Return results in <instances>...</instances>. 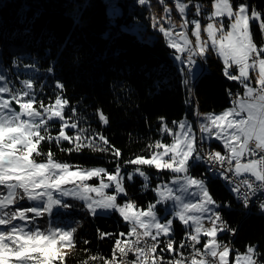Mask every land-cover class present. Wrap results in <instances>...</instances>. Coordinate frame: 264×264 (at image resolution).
Returning a JSON list of instances; mask_svg holds the SVG:
<instances>
[{
    "label": "snow or ice",
    "instance_id": "snow-or-ice-1",
    "mask_svg": "<svg viewBox=\"0 0 264 264\" xmlns=\"http://www.w3.org/2000/svg\"><path fill=\"white\" fill-rule=\"evenodd\" d=\"M138 2L140 5L150 6V0ZM157 3L163 6L168 26L165 27L163 18L157 17L152 18L153 26L158 25V31L167 38L169 46L180 54L174 53L175 58L181 64L186 63L190 69L196 63L195 57L207 59L214 52L223 60L224 75L229 80L238 81L244 90L242 97L239 92L230 91L233 106L221 114H206L205 122L199 124V131L209 137L215 135L217 140L223 142L228 154L220 151H209L205 154L202 147L204 136L199 137L198 143L190 123L184 120L174 121L173 124L178 123L181 131L173 133L172 143L162 144L156 141L154 146H150L163 148L162 152L154 151L150 158L137 155L124 163L171 170L175 174L172 183L179 185V190L188 193L195 202H184V198L176 195L172 187L162 184L156 189L159 199L155 204L150 203L147 211H133L137 207L134 202L118 203V197L121 194L126 195L119 161L112 172H107L103 167L77 168L71 171L73 166L67 162H57L51 150L43 152L42 142L53 141L74 143L73 148L65 150L68 152H80L84 147L104 152L110 150L97 149L91 141L88 144L81 143L83 134L90 129L81 128L77 123L71 122V116L65 117L64 110L69 101L62 94H56L54 102L50 100L46 105L33 94L32 79L23 80V87L17 89L11 86L4 74H0V226H4L0 228V264H64L69 255L65 249L74 246L77 229H66L52 221H48L47 227L36 223L37 218L46 214L52 215L57 208L67 209L73 206L61 197H73L83 201L87 211L94 215L118 212L124 221L131 224L128 235L136 237L135 240L123 242L117 239L113 257L110 259L91 255L87 260L81 261V264H95L98 260L100 264H186L183 256L165 260L161 254L172 251L176 243L172 235L173 220L158 215L156 211V205L167 200L176 203L177 210H174V214L185 226H194V233L189 231L187 234L191 244L185 241L180 243L181 248H192L188 264H229L230 253L233 254L234 264H264L259 259L264 254L259 253L256 246H246L245 252L240 254L230 243L218 240L219 233L235 230L230 229L223 221L217 201L210 193L205 179L190 174L194 164L203 161L213 166L214 171L223 176L231 186L228 173L232 172L234 161L236 176L250 173L254 177L252 180L243 179L231 186L235 197L247 206L250 198L257 193L264 194V44L257 45L251 31V24L258 21L264 36V13L257 12L246 2L238 3L234 7L231 0H214V10L208 16L213 22L207 23L205 27L199 18L185 19L181 27H186L189 23L194 25L191 34L195 41L189 40L185 33L181 36L183 43L180 44L173 38L177 24L172 21L171 13L176 11L177 15L186 17L194 6V15L199 17L204 9L199 4H194L193 0L188 3L173 0L172 7L168 6L167 0H157ZM224 17L228 18V30H225ZM202 32H206L207 39H202ZM256 69L258 72L255 77L250 76V70ZM237 70L238 74H235ZM48 71L51 72L52 69ZM185 72L187 74V69ZM253 80L256 86H253ZM184 84L187 86L189 80L185 79ZM57 86L61 90L64 87L62 83ZM15 105L19 106L18 109ZM244 113L246 116H242ZM54 119L62 122L55 136L51 134ZM99 120L105 125L108 124V119L102 112ZM66 128L75 129L76 135H67ZM163 130L166 134L172 133V129L167 126ZM97 135L100 141L108 144L103 134ZM111 151L115 157L121 156L120 149L112 148ZM245 154L259 155V158L242 163L241 157ZM37 157H42V160L38 161ZM224 165H228V168L225 169ZM136 173L144 178L145 186L150 183L147 173L140 167L129 172L127 178L131 180ZM104 175L108 182L103 179ZM92 178H99V184L87 183ZM70 184L73 187H65ZM113 184L112 194L105 192ZM92 193L95 196L90 195ZM24 198L36 202L35 206L23 207L20 199ZM259 208L264 211V202L259 204ZM205 221L210 226H206ZM137 226L143 231L138 232ZM201 234L207 238L203 249L196 247ZM111 235L100 233L101 239ZM160 237L165 239L161 241ZM158 247L161 249L160 253H157ZM129 252L135 253V260L126 259ZM201 254L204 258L198 260L196 257Z\"/></svg>",
    "mask_w": 264,
    "mask_h": 264
},
{
    "label": "trees",
    "instance_id": "trees-1",
    "mask_svg": "<svg viewBox=\"0 0 264 264\" xmlns=\"http://www.w3.org/2000/svg\"><path fill=\"white\" fill-rule=\"evenodd\" d=\"M199 1L205 11L210 10L212 0ZM240 2L264 13V0H232L234 7ZM117 4L119 12L111 16L105 0H0V74L17 89L23 87V80L32 79L33 94L46 105L54 102L56 94H62L69 101L65 117L71 116L82 128L90 129L81 143L91 141L97 149H110L104 152L84 147L80 152H68L65 150L73 148L74 143L42 142L43 152L51 150L57 162L103 166L112 172L119 161L121 171H126L129 164L125 161L149 155L154 148L150 146L159 139L171 140L161 135L163 123L172 127L174 121L188 118L195 127L198 111L221 110L231 104L230 91L242 93V87L224 75L223 62L214 52L203 59V69L191 88L185 86L187 74L174 60L167 38L150 28L152 18L162 15L163 6L157 0H150V6L135 0ZM172 19L179 21L177 17ZM134 22L144 27L143 37L123 28ZM258 24L252 23L251 31L254 42L262 45L264 36ZM145 32H153L150 39L145 38ZM58 83L63 84L62 90ZM101 112L108 119L107 125L99 120ZM60 128L61 122L54 119L51 134L57 135ZM75 132L66 130L69 136H75ZM97 134H103L108 144ZM112 148L120 149L121 156L115 157ZM36 159L41 161L42 157ZM145 169L151 175L155 173L152 166ZM190 173L205 179L223 220L235 230L232 237H220L230 239L237 251L254 245L264 254V212L245 211L226 183L218 176L207 175L201 163H195ZM156 180L145 186L139 176L132 180L125 176V197L145 208L155 200L152 184ZM63 200L73 206L57 208L52 215L37 218L36 223L47 227L52 221L66 229H77L64 264H81L91 255L108 258L116 239L128 232V223L117 213L94 215L80 202ZM20 204L33 206L26 198L20 199ZM173 224L174 236H182L185 230L181 223L174 219ZM100 233L112 235L101 239ZM259 259L264 260V255Z\"/></svg>",
    "mask_w": 264,
    "mask_h": 264
},
{
    "label": "rangeland",
    "instance_id": "rangeland-1",
    "mask_svg": "<svg viewBox=\"0 0 264 264\" xmlns=\"http://www.w3.org/2000/svg\"><path fill=\"white\" fill-rule=\"evenodd\" d=\"M135 1L138 2V0H135ZM183 2L188 3L189 0H183ZM213 2H214V0H212V4H213ZM231 2H232V0H231ZM138 3H139V2H138ZM193 3H194V4H199V5L201 6V8H203L202 3H201L199 0H193ZM240 3H241V2H240ZM167 4H168L169 7H172V5H173V4H171L170 2H168V1H167ZM119 8H120V7H119V5H118L117 3H115L114 5H110V4H109V6H108V8H107L108 14L111 15V16L116 15V14L119 12ZM213 10H214V9L212 8V5H211L210 10H207V11L204 10V11L199 15V17H197V16L194 15V13L196 12V8L193 6V7L190 8L189 13H188V15H187L186 17H181V16H180V19H181L180 22H181V24H183V22H184L185 19H187V20H192V19L199 18V19L201 20V24H202V26H205V27H206V24H207V23H209V22H213V21H210V20L208 19V16H210V14H211V12H212ZM173 12H175V13L177 14L176 11H173ZM173 12H172V13H173ZM172 13H171V15H172ZM159 18H163V23H164L165 27H167V26H168V18L164 15V12L162 13V15H161ZM171 19H172V17H171ZM223 19H224V23H225V25H226L225 30H228V29H227L228 18H227V17H224ZM172 21L174 22L173 19H172ZM123 28L126 29V30H129V31H131V32H134L135 34H137L138 37H143V29H144V27H143V26H139L137 22H134V23H132V24L129 25V26L123 25ZM150 28H151V30H154V29H155V30L158 31V25H157V27H154V26H153V20H152V22H151V26H150ZM193 28H194V25H192L191 23L187 24L185 33L188 35V39L194 42V41H195V37L191 34V30H192ZM185 33H183V34H185ZM152 34H153V32H152V33L145 32V38H146V39H150V37L152 36ZM183 34H182V35H183ZM182 35H181V36H182ZM181 36H179V37H175V36H173V38L175 39V41H176L177 43L182 44V43H183V40L181 39ZM202 39H207V34H206V32H202ZM166 43H167V46H168L169 48H171V47L169 46L168 42H167V39H166ZM209 43H210V41H209ZM171 49H173V48H171ZM174 53H176V50H175V49H173V52H172V56H173L174 60L179 64L180 67L184 68V70L187 69V74L190 75V80H189V84L187 85V87H188V88H191L192 83L195 81V79L198 77L199 73H200V72L202 71V69H203V63H202V61H201V58H200V57H195L196 63H195L190 69H189V68H188V65H187L186 63H185V64H181V62L175 58ZM176 55H180V54H179V53H176ZM220 59H221V61L223 62L222 58H220ZM257 72H258V69H256V70H250V76L255 77V75L257 74ZM185 73H186V72H185ZM235 74H238V70H237V72H236ZM185 79H188V75L186 76ZM236 82L239 84L238 81H236ZM239 85H240V84H239ZM240 86H241V85H240ZM253 86H256V85L254 84V80H253ZM241 87H242V86H241ZM257 87H258V86H257ZM243 91H244V90H243V88H242V93H240V94H241V97H242ZM237 92H238V91H237ZM232 106H233V99L231 100V104H230L229 106H227V107H225V108H223V109H221V110H218V111H214V110H202V111H198V112H197L198 114L196 115V120H195V125H196L195 127L193 126V121L189 120L188 118H183V119H181V120H184V121H186V122H188V123H190V124L192 125L193 134H194L196 137H198L199 135H200V136L203 135V136H204V142H205L206 144H208V145L211 144V145L215 146V148H216L215 151H220V152L222 153L221 149L227 150V149H225V148L223 147V142L220 141V140H217L216 137H215V135H212L211 137H209L207 134H202V133L199 131V124L202 123V122H205L204 117H205L206 114H209V113H211V114H221L224 110H226V109H228V108H230V107H232ZM242 116H246V113L242 114ZM181 120H180V121H181ZM60 122H61V121H60ZM71 122H75V121H71ZM178 122H179V121H178ZM75 123L78 124V122H75ZM61 124H62V122H61ZM78 126L81 127L79 124H78ZM165 126L169 127L166 123H163L162 126H161V129H160V131H161V135H162V136H164V135H168V136L171 137V140H170V141H164V140H162V139H159L158 141H160L162 144H171V143H172V135H173V133H178V132H180L181 130L179 129V126H178V123H177V124H175L174 126L169 127V128L172 129V133H167V134H166V133L164 132V130H163ZM81 128H82V127H81ZM67 129H70V128H66L65 131H66ZM75 133H76V132H75ZM215 143L218 144L219 146H217ZM154 145H155V144H154ZM154 151H155V152H162V151H163V148H153V151H152L149 155H147V156H145V157H146V158H150L151 154H152ZM133 159H134V158H133ZM247 161H248V160H246V161H244V162L241 161V162H242V163H246ZM233 163H234V164H233V168H232V169H233V172H234V169H235V162L233 161ZM146 166H148V165L137 166V165L129 164V165L127 166L126 171H121V175H123V176H124V179H125V176L127 177V174H128L129 172H133L135 168L140 167L142 171H144V172L147 173L150 182H152V181H154L155 179H157V180L155 181V185L152 184V189H153V192H154V194H155V200H154L153 202H151L152 204H155L156 201L159 199V195H158L156 189H157L158 186H160V185H162V184H166V185H168L169 187H172V188L174 189V193H175L176 195H181V196L184 198V202H193V203L195 202V200H191V199H190L188 193H183V192H181V191L179 190V185H174V184L172 183V181L175 179V174H173L171 170H169V169H157L155 166H152V167L155 169V173H153V175H151L150 172L147 171V169H145ZM90 167H103V166H90ZM90 167L73 166V167L70 168V170H71V171H75L77 168H90ZM103 168H104V167H103ZM164 172H167V174H165ZM190 174H191V173H190ZM246 174H250V173H241L239 176L246 175ZM180 175H183V174H180ZM191 175H192V174H191ZM134 176H139V174L136 173V174H134ZM134 176H133V177H134ZM192 176L204 179L202 176H196V175H192ZM139 177H140L141 179H143V181L145 182V180H144L143 177H141V176H139ZM95 179H96V181H94ZM103 179L105 180V182H108V181H107V177H106V175L103 176ZM132 179H133V178H132ZM132 179H131V180H132ZM129 180H130V179H129ZM99 182H100L99 178H92L91 180L87 181V183L92 184V185H98ZM123 182H124V180H123ZM226 186H227V187L230 189V191H231V186H232V185L230 186V183H226ZM65 187L71 188V187H73V185L70 184V185H67V186H65ZM113 191H114V184H113V187H112L111 189H106V190H105V192H107V193H109V194H112ZM231 192H232V191H231ZM232 194L234 195L233 192H232ZM90 195L95 196L94 193H92V194H90ZM125 196H126L125 194H121L119 197H122V199H121V200H118V203L123 204V203L126 202V201H131V200H129L128 198H126ZM234 196H235V195H234ZM119 197H118V198H119ZM61 199H72V200H74V201H77V202L82 203V204L85 206V204H84L83 201L77 200V199H75V198H73V197H61ZM31 202H32V201H31ZM35 203H36V202H32L33 206H35ZM134 204H135V203H134ZM85 208H86V206H85ZM141 210H143V211H147V206H146L145 208H142V207H138V206H137L136 208L133 209V211H141ZM174 210H177V205H176V203H175L174 201H172V200H167L166 202H163V203H160V204H157V205H156V211H157L158 215L163 216V217H166L167 219H171V220L176 219V220H178V221L181 223L183 229L185 230L183 236L188 237L187 234H188L189 231H191L192 233H194V226H193V227L185 226V225L183 224V222L180 221V220L175 216V214H174ZM98 211H99V210H98ZM113 213H117V214L119 215L118 212H114V211H113V212H108L107 214H98V215H110V214H113ZM119 216H120V215H119ZM120 217H121V216H120ZM121 218H122V217H121ZM122 220H123V218H122ZM123 221H124V220H123ZM124 222H126V221H124ZM127 223L130 224V222H127ZM189 224L191 225V222H189ZM60 226L63 227L62 225H60ZM138 227H139V226H138ZM173 229H174V224H173ZM154 231H155V230H153V232H154ZM223 234H224V232L218 234V237H217L218 240H219L220 235H223ZM172 235H174V231H173V234H172ZM206 240H207V238L204 237L203 234H201V239H200L199 242L202 243V241H203V244H204V243L206 242ZM65 250L67 251L68 249H65ZM237 252L240 253V254H243V253L245 252V250H244V251H237ZM261 261L264 262V260H261ZM229 264H234V260H233V258H232V260H230V256H229Z\"/></svg>",
    "mask_w": 264,
    "mask_h": 264
},
{
    "label": "built area",
    "instance_id": "built-area-1",
    "mask_svg": "<svg viewBox=\"0 0 264 264\" xmlns=\"http://www.w3.org/2000/svg\"><path fill=\"white\" fill-rule=\"evenodd\" d=\"M167 1L170 2L171 4H173V0H167ZM171 17H172V18L177 17L178 20H179V21L174 22V23L177 24V27H176V29H175L174 32H173V36H175V37H179V36H181L183 33H185V29H184V27H181L182 24H181V22H180V21H181L180 16H179V15H173V13H172ZM164 37H165V36H164ZM165 38H166V37H165ZM199 137H200V135L197 137V142H198V143H199ZM209 151H215V148L210 147V150H209ZM221 151H222V154H228V150H224V149H222ZM206 153H207V152H205V154H206ZM258 158H259V155H257V156H249L248 154H245L244 156L241 157V161L244 162V161L249 160V159H258ZM198 163H201L202 165H209L208 163L203 162V161H202V162H198ZM231 167L233 168V164H232ZM224 168L227 169V168H228V165H224ZM207 175H215V176H218V177H223V176L217 174V173L214 171L213 166H212V173L207 174ZM228 175H229L230 181L232 182V184H231L232 186H234L235 183H239L240 181H242L243 179H246V178H247V179H250V180L254 179V177H252L251 174H248V175H242V176H236V175L234 174L233 170H232V172H229ZM257 183H258V182H257ZM237 202H238V203L243 207V209H244L245 211H247V212H250L251 210H256V211L264 212V211H262V210L259 208V204H260L261 202H264V196H259V193H257L255 197L250 198V203H249L247 206H245L240 200H238ZM221 216H222V215H221ZM223 221H224V220H223ZM224 222H225V221H224ZM205 225H206V226H210V224H209L207 221H205ZM137 230H138V232H142V231H143V229H140L138 226H137ZM224 235H225L226 237H232V236L234 235V233L231 232V231H228V232H224ZM226 237H220L219 240H220V241H223V242H225V243H230V244L232 245L230 239H228V238H226ZM117 239H120V240L123 242V236H122V237H119V238H117ZM117 239H116V240H117ZM159 239H160L161 241H163L165 238H164V237H160ZM149 242H151V241L149 240ZM185 242H187L189 245L191 244V241H190V239H188V237H185ZM122 246H123V243H122ZM141 246H143V244H141ZM196 247H197V248H200V249H203V241H202V243L199 242V243L196 245ZM183 251H185V261H186V264H188V262H189V260H190V258H191L192 248H191V247H188V248H185ZM157 253H159V247L157 248ZM162 255H163V257H164L165 260H171V259H173V258H177V253H174L173 250L170 251V252H166V254H162ZM118 258H119V257H118ZM196 258L199 260V259H202V258H204V257H203V254H201V255H198ZM126 259L129 260V261L135 260V259H136V255H135V253H133V252H129V253H128V256L126 257Z\"/></svg>",
    "mask_w": 264,
    "mask_h": 264
},
{
    "label": "bare ground",
    "instance_id": "bare-ground-1",
    "mask_svg": "<svg viewBox=\"0 0 264 264\" xmlns=\"http://www.w3.org/2000/svg\"><path fill=\"white\" fill-rule=\"evenodd\" d=\"M108 4H110V5H114L115 3H117L118 1H121V0H105ZM173 15H177L175 12H173ZM184 29H185V31H186V27H184ZM201 61H202V63L204 64V60H202L201 59ZM202 147H203V151L204 152H209V150H210V147H212V148H215V146H213V145H208V144H206L204 141H203V145H202ZM216 149V148H215ZM204 166V168H205V172H206V174H210V173H212V166L211 165H203ZM223 182H225V183H229V182H226L224 179H223V177H219ZM259 196H264V194H261V193H259ZM236 198V197H235ZM236 200L238 201V199L236 198ZM130 231H131V224H128V232L126 233V234H124L123 235V241H132V240H135L136 239V237L135 236H130V235H128V233H130ZM173 238H174V241L176 242V243H174V245H173V251H174V253H177V258H180L181 256H183L184 258H185V251H183L185 248H181L180 247V243L182 242V241H185V236H174L173 235ZM115 248H116V244H115V242H114V244H113V247H112V252H111V254H110V256L108 257L109 259L110 258H112L113 257V253H114V250H115ZM161 252V249H160V247H159V253ZM161 254H166V252H163V253H161Z\"/></svg>",
    "mask_w": 264,
    "mask_h": 264
},
{
    "label": "water",
    "instance_id": "water-1",
    "mask_svg": "<svg viewBox=\"0 0 264 264\" xmlns=\"http://www.w3.org/2000/svg\"><path fill=\"white\" fill-rule=\"evenodd\" d=\"M168 48H169V47H168ZM13 104H15V102H14V101H13ZM15 107L18 109V107H19V106H18V105H15Z\"/></svg>",
    "mask_w": 264,
    "mask_h": 264
},
{
    "label": "crops",
    "instance_id": "crops-1",
    "mask_svg": "<svg viewBox=\"0 0 264 264\" xmlns=\"http://www.w3.org/2000/svg\"><path fill=\"white\" fill-rule=\"evenodd\" d=\"M188 75V80H190V75L189 74H187ZM234 164V163H233ZM246 175H248V174H246Z\"/></svg>",
    "mask_w": 264,
    "mask_h": 264
}]
</instances>
